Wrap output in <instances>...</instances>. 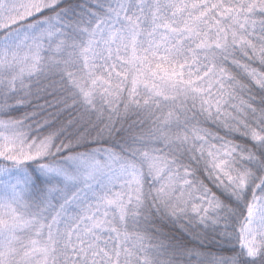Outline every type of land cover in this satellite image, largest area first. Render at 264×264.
Here are the masks:
<instances>
[{"label": "snow or ice", "instance_id": "obj_1", "mask_svg": "<svg viewBox=\"0 0 264 264\" xmlns=\"http://www.w3.org/2000/svg\"><path fill=\"white\" fill-rule=\"evenodd\" d=\"M0 264H264V0H0Z\"/></svg>", "mask_w": 264, "mask_h": 264}]
</instances>
